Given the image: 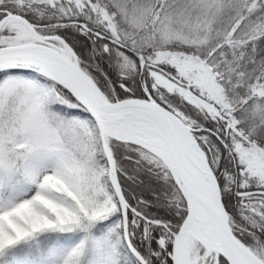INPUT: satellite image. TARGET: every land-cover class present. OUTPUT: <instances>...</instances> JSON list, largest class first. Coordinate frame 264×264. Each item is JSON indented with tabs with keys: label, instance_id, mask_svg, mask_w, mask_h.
Segmentation results:
<instances>
[{
	"label": "snow or ice",
	"instance_id": "1",
	"mask_svg": "<svg viewBox=\"0 0 264 264\" xmlns=\"http://www.w3.org/2000/svg\"><path fill=\"white\" fill-rule=\"evenodd\" d=\"M0 264H264V0H0Z\"/></svg>",
	"mask_w": 264,
	"mask_h": 264
}]
</instances>
